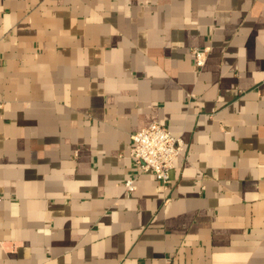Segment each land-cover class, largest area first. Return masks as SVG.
Instances as JSON below:
<instances>
[{"label":"crops","instance_id":"obj_1","mask_svg":"<svg viewBox=\"0 0 264 264\" xmlns=\"http://www.w3.org/2000/svg\"><path fill=\"white\" fill-rule=\"evenodd\" d=\"M0 264H264V0H0Z\"/></svg>","mask_w":264,"mask_h":264},{"label":"built area","instance_id":"obj_2","mask_svg":"<svg viewBox=\"0 0 264 264\" xmlns=\"http://www.w3.org/2000/svg\"><path fill=\"white\" fill-rule=\"evenodd\" d=\"M209 49H192L194 64L204 65ZM184 147L182 139L173 136L166 126L153 122L130 135V158L140 171H150L163 185L170 180L174 163ZM127 191H133V179L125 181Z\"/></svg>","mask_w":264,"mask_h":264}]
</instances>
